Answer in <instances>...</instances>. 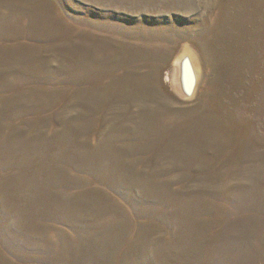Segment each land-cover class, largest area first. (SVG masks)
<instances>
[{
  "label": "rangeland",
  "instance_id": "374dc122",
  "mask_svg": "<svg viewBox=\"0 0 264 264\" xmlns=\"http://www.w3.org/2000/svg\"><path fill=\"white\" fill-rule=\"evenodd\" d=\"M0 264H264V0H0Z\"/></svg>",
  "mask_w": 264,
  "mask_h": 264
},
{
  "label": "water",
  "instance_id": "95a60500",
  "mask_svg": "<svg viewBox=\"0 0 264 264\" xmlns=\"http://www.w3.org/2000/svg\"><path fill=\"white\" fill-rule=\"evenodd\" d=\"M188 67L189 66H187V70H188ZM188 72H189V70H188ZM187 77H188V87L190 88L191 86H192V83H193V78H192V75L190 74V72H189V74H187Z\"/></svg>",
  "mask_w": 264,
  "mask_h": 264
},
{
  "label": "bare ground",
  "instance_id": "6f19581e",
  "mask_svg": "<svg viewBox=\"0 0 264 264\" xmlns=\"http://www.w3.org/2000/svg\"><path fill=\"white\" fill-rule=\"evenodd\" d=\"M190 74L192 75L191 71L189 70ZM189 72L187 74H189ZM192 78H193V75H192ZM187 80H188V77H187ZM193 81V80H192ZM193 84V83H192Z\"/></svg>",
  "mask_w": 264,
  "mask_h": 264
}]
</instances>
